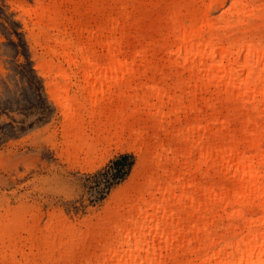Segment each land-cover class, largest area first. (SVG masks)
Segmentation results:
<instances>
[{
    "label": "rangeland",
    "instance_id": "obj_1",
    "mask_svg": "<svg viewBox=\"0 0 264 264\" xmlns=\"http://www.w3.org/2000/svg\"><path fill=\"white\" fill-rule=\"evenodd\" d=\"M239 2L264 4L0 0V264H98L115 241V226L135 216L150 196L156 203L159 189L169 185L174 198L164 208L182 219L184 240L182 249L162 252L161 264H199L241 239L245 219L264 217V167L258 178L263 192L240 204L203 205L197 192V211L175 201L182 179L237 191L231 176L197 160L182 131L208 125L203 140L219 146L237 139L238 149L247 151L241 130L250 107L212 88L191 93L187 74L166 62L177 30L173 7L185 27L189 12L199 13L195 27L206 32L200 21L215 25ZM244 20L230 25V39L264 36V6L261 18ZM114 21L117 37L123 29L121 47L128 44L122 51L139 53L124 72L104 71ZM210 30L224 32L218 25ZM80 51L95 68L67 62L80 61ZM215 120L226 124L219 128ZM259 123L264 126V119ZM258 133L264 148V129ZM124 154L133 157L130 170L106 186L105 173Z\"/></svg>",
    "mask_w": 264,
    "mask_h": 264
},
{
    "label": "bare ground",
    "instance_id": "obj_2",
    "mask_svg": "<svg viewBox=\"0 0 264 264\" xmlns=\"http://www.w3.org/2000/svg\"><path fill=\"white\" fill-rule=\"evenodd\" d=\"M263 6L264 4L254 5L251 2L236 3L228 16L220 18L215 25L200 21V26L204 25L206 32L195 27L199 13L189 12L190 24L185 27L179 20V10L174 11L175 6L173 7L177 30L166 62L187 74L184 83L191 89V93L195 89L212 88L214 93L223 94L230 101L250 107L241 130V138L249 148L247 151L238 149L237 139L219 146L214 142L209 144L206 138L203 140V136L208 134V125L190 124L182 131V141L185 145L191 144L197 160L211 164L224 176H231L237 190L234 192L229 187L213 190L194 183L193 180L182 179V184L179 185L180 195L175 197V201L182 207L186 205L194 211L199 209L200 199L196 198V192L201 197V204L205 205L206 202L203 201L207 200L222 207L228 203L240 204L251 193L263 192L258 178L261 175L259 169L264 167V148L258 145V130L264 129L259 123L260 119H264V36L260 35L256 40L250 35L237 39L227 36L232 23L241 26L246 22L244 18H261ZM204 15L205 12L202 13ZM114 24L109 29L111 37L105 43L104 71H128L134 62V56L139 53L131 52L127 56L126 51H122L128 44L121 47L123 29H120L117 37V23L114 21ZM217 25L224 31L222 34L216 35L210 30ZM79 53L80 61L68 57L67 62H81L80 64L96 67L94 60L89 59L83 51ZM224 124L226 123L215 120L212 125L220 128ZM186 151L189 155L190 147L187 146ZM159 192L161 197L156 203L152 202L150 196L149 200L143 202V208L136 210L135 216L115 226V241L106 248L98 264H161L162 252H170L174 247L182 249V219H173L171 211L164 208L168 206V199L174 198V188L171 185L164 186ZM157 213H160V219ZM237 214L242 216L238 212ZM190 216L191 214L184 217V220ZM254 226L262 227L263 230L257 231ZM242 229H246V234L241 239L231 246L226 244L223 249L212 252L199 264H260L261 256L264 255V217L257 220L245 219ZM191 231L196 238L197 230L193 227ZM189 247L187 244L186 249Z\"/></svg>",
    "mask_w": 264,
    "mask_h": 264
},
{
    "label": "trees",
    "instance_id": "obj_3",
    "mask_svg": "<svg viewBox=\"0 0 264 264\" xmlns=\"http://www.w3.org/2000/svg\"><path fill=\"white\" fill-rule=\"evenodd\" d=\"M133 163V157L128 154L120 155L116 160L112 162V171L105 173V183L106 186L110 184L111 181L121 180L130 170Z\"/></svg>",
    "mask_w": 264,
    "mask_h": 264
}]
</instances>
